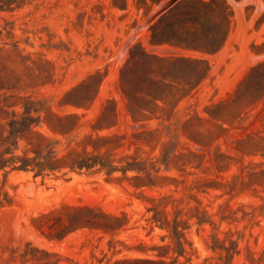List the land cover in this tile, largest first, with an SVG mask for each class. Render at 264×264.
<instances>
[{"label":"rangeland","instance_id":"rangeland-1","mask_svg":"<svg viewBox=\"0 0 264 264\" xmlns=\"http://www.w3.org/2000/svg\"><path fill=\"white\" fill-rule=\"evenodd\" d=\"M0 153V264H264V0H0Z\"/></svg>","mask_w":264,"mask_h":264},{"label":"trees","instance_id":"trees-1","mask_svg":"<svg viewBox=\"0 0 264 264\" xmlns=\"http://www.w3.org/2000/svg\"><path fill=\"white\" fill-rule=\"evenodd\" d=\"M19 161L18 165H11L13 163V161ZM89 158H83L79 161H73L70 165V168H90L93 166V164H95L94 162H90ZM11 161V162H9ZM51 158H49V156L47 155H40V154H36L33 157H26V156H15L14 158H4L2 156V153H0V171H6V167L10 166V169H15V170H22V171H32L33 172V176L42 174L43 171L46 168L49 169H53L55 167H53L51 165Z\"/></svg>","mask_w":264,"mask_h":264}]
</instances>
